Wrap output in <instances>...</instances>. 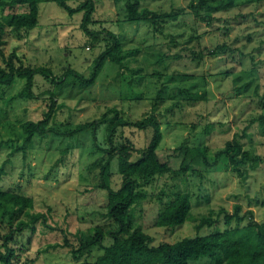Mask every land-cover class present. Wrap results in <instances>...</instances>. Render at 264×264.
<instances>
[{
    "label": "rangeland",
    "instance_id": "374dc122",
    "mask_svg": "<svg viewBox=\"0 0 264 264\" xmlns=\"http://www.w3.org/2000/svg\"><path fill=\"white\" fill-rule=\"evenodd\" d=\"M188 1L144 0L143 5L167 11L173 4L186 5ZM68 2L74 4V0ZM24 10V7L17 9L18 12ZM39 10L37 26L27 32L20 31L22 38L4 24L3 18L6 15L0 11V23H3L4 31L1 38L3 53L7 56L16 49L25 63L43 65L55 75L70 68L89 76L99 47L81 30V14L70 17L55 2H42ZM124 13L122 1L98 0L93 19L97 26L103 23L106 29L119 32L124 49H139L135 60L129 62V67L142 69L139 74L142 78L131 79V84L127 71L122 77L116 66L106 62L91 86H62L57 91V101L62 105L57 114L62 120L68 119L73 126L99 117L105 108L112 106L120 108L124 118L128 119L154 115L160 123L162 133L157 150L169 155V165L178 168L186 167L188 163L194 169H201L198 162L202 155L190 159L184 156L183 150L177 155L172 150L179 145L182 148L187 145L200 150L206 147L203 156L213 159L215 152L223 147L226 140L231 139L234 133L241 134L247 124L245 120L249 109L243 106V102L248 99L236 101L240 95L237 88H241L243 95H250L248 98H254L253 91L257 85L259 95H264V5L235 7L214 14V20L210 24L199 18L195 23L193 16L185 14L178 21L181 27L165 26L162 33H156V37L147 25L125 22ZM192 28L195 30L194 35L201 39L189 38L193 34ZM181 31L183 34H179ZM170 36H173L175 44L170 42ZM187 40L190 42L186 43ZM199 42L206 46L218 42L226 45L227 49L217 59L206 56L196 63L191 60L189 51L198 53ZM158 52H164L172 58L155 64L154 56ZM204 69L207 70L208 104L184 102L179 108L176 106L177 100L161 98L152 106L156 92L163 90V87L170 95L174 94V86L183 85L182 80L186 74L198 78ZM170 75L175 79L168 80L166 77ZM35 77L38 84L34 89L37 97L34 100H18L9 104L4 102L3 98L12 96L22 88L24 80L19 78L10 87L1 90L0 166H4L3 172L0 171V188L20 191L30 196L34 201L32 212L47 213L49 228L37 225L35 232L27 229L17 231V222L14 221L13 226H10L7 214L2 215L0 212V233L4 235L11 232L15 244L24 245V250L18 251V264H78L84 260L90 261L97 256L98 251L75 258L71 250L77 243V235L85 237L88 233H94V226L102 222L97 212L104 210L107 205L106 191L102 187H95L101 183V178L98 167L91 166L93 160L99 158L92 155L89 149L90 143L94 147L91 130H84L82 134L87 135L85 139L78 137L75 149L66 154L63 164L56 161L60 157L59 146H64L70 140L68 138H43L32 145L25 158L19 152L9 156L14 146L22 145L20 123L27 119H38L47 110L41 92L51 88V84L41 81L39 75ZM238 98L244 97L240 95ZM251 106L254 109L251 112L260 111L255 102ZM224 123L227 126H222ZM209 124H213V127L207 130L206 126ZM129 132L132 140L139 145L147 144L152 135V130L148 128H130ZM243 141L247 149L264 156V133H261L257 125L248 128L247 137ZM223 161L200 181L191 175L186 177L188 183L183 176L170 178L166 175L158 178L159 181L146 188L147 199L131 208L133 226L140 227L151 235L153 244H158L172 243L195 234H209L216 229L222 230L224 224L219 222L197 231L195 221L206 216L209 210L221 207L232 212L235 203H240L243 211L252 209L254 218L263 220L264 168L251 171L246 183L241 185ZM109 178L110 186L118 188L121 177L117 173L115 160L111 164ZM199 186L202 188L196 191ZM188 187L192 195L191 210L184 224L170 229L151 226L152 220L169 201L171 194L186 191ZM161 191L165 193V198L158 201L156 197ZM20 218L27 219L25 215ZM65 243L68 246L65 247ZM54 244L63 247L44 251Z\"/></svg>",
    "mask_w": 264,
    "mask_h": 264
},
{
    "label": "trees",
    "instance_id": "16d2710c",
    "mask_svg": "<svg viewBox=\"0 0 264 264\" xmlns=\"http://www.w3.org/2000/svg\"><path fill=\"white\" fill-rule=\"evenodd\" d=\"M113 1L123 2L125 22L133 25L140 23L147 25L155 37L156 33H162L165 26L181 27L178 21L185 14L193 16L195 23L199 18L210 24L214 20V14L235 7L264 5V0H189L186 5L173 4L170 10L164 11L150 9L143 5L144 0ZM42 2H55L70 17L81 14L79 22L81 30L99 47V53L92 62L91 72L89 76H84L66 68L62 74L55 75L43 65L34 66L25 63L21 55L16 53V49L6 56L1 48L4 31L3 23H0V98H2L3 92L1 90L10 87L17 78L24 80V84L15 94L3 98L7 104L13 101L15 103L18 100L27 102L36 99L34 92L38 84L36 75L41 77V81L51 84V88L41 92L43 100L46 101L47 110L38 119H27L20 123L19 128L23 134L22 145L14 146L9 156L19 152L25 158L32 145L43 138L49 137L50 140L53 138L67 140L68 138L70 140L66 141L64 146H59L60 157L56 161V163L63 164L66 154L75 149L78 137L85 139L87 135L82 133L88 128L91 130L90 135L94 147L89 141V147L91 146L89 149H91L92 155L99 157L93 160L91 166L98 167L101 178V183L95 187H102L106 191L107 205L104 210L97 212L102 222L94 226V233H88L85 237L76 236L77 243L71 250L75 258L91 254L95 250L99 252L93 260H84L78 264H264V219H255L253 210L248 208L243 211L240 203L233 205L232 212L221 207L218 210H209L206 216L195 221L194 227L197 231L204 226L211 227L219 222L224 224L222 230L216 229L205 235L185 236L172 243L153 244L151 235L145 233L140 227L133 226L130 215L131 208L136 203L144 202L147 199L146 188L159 181L160 177L169 175L170 178H178L183 176L188 183L186 177L191 175L200 181L206 174H211L224 160L226 168L236 175L241 185H244L251 171L264 168V156L247 149L243 141V138L247 137V130L250 126L257 125L261 133H264V95H259L258 86L256 85L253 91L256 99L248 98L247 96L250 95H243L240 92L241 88H237L238 94L244 98H238L240 96L238 95L236 101L242 102L243 99H248L247 102H243V106L249 109L245 120L247 124L241 134L234 133L231 139L226 140L223 147L215 152L213 159L203 156L206 147L200 150L187 145L182 148L179 145L172 150L176 155L181 150H183L184 156H188L190 159L202 155L201 161L198 162L201 169H194L188 163H186V167L172 168L167 159L169 155L157 150L162 133L160 123L154 115L135 120L128 119L124 118L120 108L112 106L105 108L99 117L80 122L76 126H73L68 119L59 118L57 110L62 105L58 103L56 96L62 86L77 85L82 88L91 86L106 62L116 66L118 74L122 77L127 71L130 83L133 78L135 80L142 78L139 75L142 69L129 67V62L134 61L135 56L139 53L138 48L124 49L122 36L119 32L106 29L103 23H100L101 26L95 24L93 14L98 0H74V4H69L68 0H0V11L6 15L3 18L4 24L22 38L20 31L27 32L37 26L39 4ZM19 7H24L25 10L18 12ZM92 25L95 26L91 27ZM192 32L193 34L189 38L201 39L200 36L194 35L193 28ZM179 34H183V31ZM170 37V42L175 44V41L172 40L173 36ZM188 42L190 41L187 40L186 43ZM198 48V53L186 49L190 52L191 60L196 63L206 56H209L210 59H217L227 49L226 45H220L218 42L208 46L199 42ZM179 56L174 55V57ZM154 57L155 64H161L172 58L164 52H158ZM206 73L207 70L204 69L203 74L198 78L186 74L185 79L182 80L184 84L174 86L175 93L171 95L163 87V90L156 92L152 106H155L156 101L161 98L177 100L178 105L176 106L179 108L184 102H205L208 104L209 91ZM219 76L221 77V75ZM166 78L168 80L175 79L173 75ZM254 102L259 108V112L256 110L251 112L254 110L251 106ZM2 113L4 112L2 111ZM193 126L194 124H192ZM222 126H227V123ZM212 127L213 124L206 126L207 130ZM130 128L151 129L152 135L149 142L144 145L134 142L130 136ZM114 160L117 173L121 177L119 187L116 189H113L109 184L110 167ZM3 166H0L1 172H3ZM201 188L199 186L196 191ZM190 190L188 187L186 191L171 194L169 201L152 220L151 226L170 229L183 225L191 210L192 195ZM156 198L158 201H162L165 198V193L161 191ZM33 209L34 201L27 194L0 188V212L2 215L7 214V222L10 226H13L14 221L17 222L15 225L17 231L27 229L30 232H35L37 225L49 228L47 213L45 215L43 212H32ZM48 211H50L49 208ZM21 215H25L27 219L20 218ZM14 241L11 232L4 235L0 233V264H18L20 258L18 251L24 250L22 248L25 247L15 244ZM64 246L66 247L68 244L65 243ZM57 247H63V245H50L44 251Z\"/></svg>",
    "mask_w": 264,
    "mask_h": 264
}]
</instances>
